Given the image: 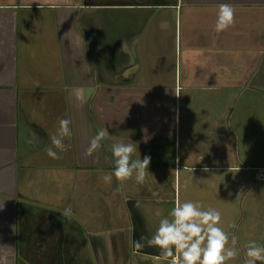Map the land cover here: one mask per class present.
Masks as SVG:
<instances>
[{
  "label": "crops",
  "instance_id": "crops-1",
  "mask_svg": "<svg viewBox=\"0 0 264 264\" xmlns=\"http://www.w3.org/2000/svg\"><path fill=\"white\" fill-rule=\"evenodd\" d=\"M222 3L235 23L217 32ZM261 103L264 0H0V264H58L69 250L89 264L159 261L131 250L165 218L153 207L175 206L181 167H228V133H252ZM62 118L65 151L51 142ZM101 128L151 158L143 184L104 183L111 148L86 154ZM206 153L217 166L197 163Z\"/></svg>",
  "mask_w": 264,
  "mask_h": 264
},
{
  "label": "clouds",
  "instance_id": "clouds-1",
  "mask_svg": "<svg viewBox=\"0 0 264 264\" xmlns=\"http://www.w3.org/2000/svg\"><path fill=\"white\" fill-rule=\"evenodd\" d=\"M235 23V10L227 3L219 5L215 30L226 31ZM71 121L60 119L58 134L51 137L52 145L60 151H65L63 143L65 137L71 136ZM107 143L111 148V155L115 164L112 173L102 177L105 184H111L113 176L123 184L134 179L137 184H143L148 174L150 157L134 158L137 148L134 143H126L117 140L109 134L107 128H101L90 139L87 156L98 154L101 144ZM47 155L52 159L59 156L53 148L46 149ZM97 155V160H98ZM70 210H66L68 214ZM157 216L161 215L158 211ZM168 217L159 221L155 233L152 236L141 235L136 241L137 249L145 247L159 250L156 259L161 264H228L239 256L236 249V237H231L229 247V234L222 228L221 213L215 208L204 209L199 202L176 200L175 206ZM235 227V224L229 225ZM246 247L245 264H264V246L255 241H249Z\"/></svg>",
  "mask_w": 264,
  "mask_h": 264
},
{
  "label": "rangeland",
  "instance_id": "rangeland-1",
  "mask_svg": "<svg viewBox=\"0 0 264 264\" xmlns=\"http://www.w3.org/2000/svg\"><path fill=\"white\" fill-rule=\"evenodd\" d=\"M260 107H264V103H261ZM260 116L258 121L248 119L247 126L254 128L248 135L244 133L245 128L236 127L237 122L231 119L230 124L236 128L234 132L228 133L229 137L227 136L229 148L225 165L228 167L195 168L187 171L183 167L178 169L179 177L176 187L180 193L179 200L182 203L185 201L199 202L204 209H217L222 217L220 226L230 237L229 247L232 246L231 237H236L235 247L239 256L229 261L228 264H245V246L249 241H255L258 245L264 246V178H262L264 177V113ZM170 128L172 129V125ZM181 129L183 130V124ZM201 138L203 137L195 135V143L191 145L193 154L201 150L198 145ZM182 142L184 146L183 137ZM209 155L211 156L210 153H206L207 159L197 161V163L217 166L207 162ZM216 160L218 159H213V162ZM160 208L164 210L163 215L171 219L170 206L163 204V207L161 205L153 207V209ZM36 218L37 214L33 219L35 225L40 223ZM162 218L163 216H160V219ZM233 223L235 227H229ZM154 224L155 220L150 224L151 229L154 228ZM82 256L85 257V254Z\"/></svg>",
  "mask_w": 264,
  "mask_h": 264
},
{
  "label": "flooded vegetation",
  "instance_id": "flooded-vegetation-1",
  "mask_svg": "<svg viewBox=\"0 0 264 264\" xmlns=\"http://www.w3.org/2000/svg\"><path fill=\"white\" fill-rule=\"evenodd\" d=\"M128 204V209L130 212V215L133 217V223H134V229H140V223L141 221H143V217H142V210L140 207L137 206V204L135 203V199H131L127 201ZM59 220V219H58ZM60 221V220H59ZM67 227H72L75 228L76 227V223L74 221H72L69 218L65 219V222ZM78 224V223H77ZM135 242H132V246H131V250H133L134 252L138 253L139 249L135 248ZM73 251L69 250V256L67 257L66 261H60V263L58 264H89V261L79 257L78 255L74 254ZM151 259H147L144 262L140 261V260H136V259H132L131 260V264H161V261H150ZM49 264H53L50 263Z\"/></svg>",
  "mask_w": 264,
  "mask_h": 264
},
{
  "label": "trees",
  "instance_id": "trees-1",
  "mask_svg": "<svg viewBox=\"0 0 264 264\" xmlns=\"http://www.w3.org/2000/svg\"><path fill=\"white\" fill-rule=\"evenodd\" d=\"M159 140H153L152 141V145H153V149L158 148L159 147ZM155 154V153H154ZM171 160H173V156H171Z\"/></svg>",
  "mask_w": 264,
  "mask_h": 264
},
{
  "label": "water",
  "instance_id": "water-1",
  "mask_svg": "<svg viewBox=\"0 0 264 264\" xmlns=\"http://www.w3.org/2000/svg\"><path fill=\"white\" fill-rule=\"evenodd\" d=\"M59 249H61V246L59 247Z\"/></svg>",
  "mask_w": 264,
  "mask_h": 264
}]
</instances>
